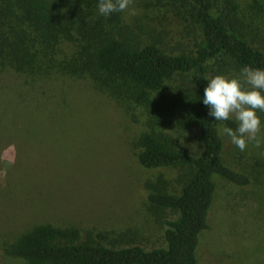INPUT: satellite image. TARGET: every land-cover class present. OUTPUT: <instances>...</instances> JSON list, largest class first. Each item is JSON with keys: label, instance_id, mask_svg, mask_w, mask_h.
<instances>
[{"label": "rangeland", "instance_id": "1", "mask_svg": "<svg viewBox=\"0 0 264 264\" xmlns=\"http://www.w3.org/2000/svg\"><path fill=\"white\" fill-rule=\"evenodd\" d=\"M77 1L99 13V0ZM234 14L244 37L264 47V0H235ZM116 19L145 28L148 41L160 40L173 52L192 49L200 34L178 0H133L128 12L103 21ZM227 69L211 75L240 71ZM258 115L264 127V113ZM225 126L218 125L222 159L250 182L213 175L210 228L199 236L198 263L264 264V144L240 151L221 133ZM145 129L144 111L122 85L62 74L38 77L0 65V264H28L4 248L41 223L128 230L129 242L163 245L164 227L149 208L144 182L160 174L172 180L178 170L139 163L132 142Z\"/></svg>", "mask_w": 264, "mask_h": 264}, {"label": "trees", "instance_id": "2", "mask_svg": "<svg viewBox=\"0 0 264 264\" xmlns=\"http://www.w3.org/2000/svg\"><path fill=\"white\" fill-rule=\"evenodd\" d=\"M178 2L200 34L192 49L173 52L160 40L148 41L145 28L104 22L77 0H0V65L32 76L62 74L124 86L145 113L146 129L132 142L139 163L178 170L172 180L160 174L144 182L149 208L164 227L161 246L129 242L128 230L41 223L8 244L6 255L28 264H199L196 248L210 228L213 175L250 182L222 159L218 125L236 124L208 116L204 88L214 71L264 69V47L244 37L235 0Z\"/></svg>", "mask_w": 264, "mask_h": 264}, {"label": "clouds", "instance_id": "3", "mask_svg": "<svg viewBox=\"0 0 264 264\" xmlns=\"http://www.w3.org/2000/svg\"><path fill=\"white\" fill-rule=\"evenodd\" d=\"M132 4L133 0H99L98 12L105 17L125 13ZM202 103L214 120L236 122L235 129L225 126L221 133L240 151L249 144L256 148L264 144V127L258 115L264 113V69L245 66L237 75L212 76L204 88Z\"/></svg>", "mask_w": 264, "mask_h": 264}]
</instances>
